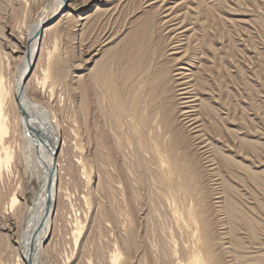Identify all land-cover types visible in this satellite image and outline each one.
<instances>
[{"label":"rangeland","instance_id":"1","mask_svg":"<svg viewBox=\"0 0 264 264\" xmlns=\"http://www.w3.org/2000/svg\"><path fill=\"white\" fill-rule=\"evenodd\" d=\"M66 1L22 100L59 142L35 264H264V0ZM52 7L0 0V264L32 197L8 85Z\"/></svg>","mask_w":264,"mask_h":264},{"label":"bare ground","instance_id":"2","mask_svg":"<svg viewBox=\"0 0 264 264\" xmlns=\"http://www.w3.org/2000/svg\"><path fill=\"white\" fill-rule=\"evenodd\" d=\"M66 6H70L66 0H65V2H64V0H54V7H52L53 9L50 10V12L47 15L42 16L36 22V24L31 26V28L27 32V48H26V51L28 54V59H26V61L24 60L25 66H24V69L22 70L20 76H18L15 80H13L11 85H8L10 87L9 93L11 92L12 97L14 99L17 97V102L19 103L18 112H21V110L22 111L24 110L25 112L31 114L32 118H33L32 121L34 122V125L32 126L31 121H29V122L27 121V124H26L27 127L24 126V129H22L24 131V134H27L28 136H30L29 137V139H30L31 137L32 138L34 137V135L32 136L31 134L35 133L36 134L35 137L37 139V140L35 138L30 139V143L34 144V145H31L33 148L29 147L27 145V143L25 142L26 145L28 146V149L25 151V153L23 152L24 153L22 156L23 164L21 163L22 165H24V173L26 175V179H25L26 185H28V190H30V192L32 194V197L30 199L31 203L25 204V208H23L24 209L23 213H25V215H24L25 216L24 231L20 237H17L18 238L17 240H19V242L17 243V248H18V251L20 250L19 252L21 253V255L24 259V263H22V264H27V260L29 258V253L31 250L30 249L31 248L30 247L31 246V244H30L31 239L32 238L34 239L35 246H36L35 255H34L35 258H33V262H32V264H35L36 263L35 259H36V254H37L36 252L39 251L40 244L42 243V241L46 237L45 233H46V230H47L48 225H49L48 217H49V214L52 212V205L54 204V201H55V195H54V193H55L54 192V183H55V179H56V172L55 171L53 172V176L50 178L49 183L45 187H43V186H44V184H46L45 182L47 181L48 173H49V171L51 169V165L53 163V162L51 163V161H54L53 160L54 148L58 147L59 142H57L58 141V133L54 129L52 123L50 124V122H51L50 118H48L49 120H47L46 118H43V114H41L39 112L42 110L41 108H39L40 110L38 111V110H35L37 107L35 109H33V108H30V106L27 103H23V101H25L27 98L24 96V94H22L20 96V98H18V91H19L21 81L25 78V80H24L25 81L24 85H25L26 81H27V77L30 74L29 72L27 73L28 61L29 60L33 61V65L35 63L34 62V60H35L34 50H35L36 44L39 40V39H37V29H38L40 23H42L43 21L48 20V19H52V18L55 19L57 17V15H59L65 11ZM43 29H42V31H43ZM42 31H41V33H42ZM34 34H35V37H34V40L31 39L32 40V44H31V41L29 40V38L31 36H33ZM26 51H25V54H26ZM23 58H25V57H23ZM33 65H32V69H33ZM8 84H10V83H8ZM3 86L0 84V129L3 126V123L1 122L2 98L5 96L4 91H6V92L8 91V88L6 90H4L5 87L3 88ZM181 94H183V93H181ZM12 97H10V98H12ZM10 100H12V99H10ZM9 102H11V101H9ZM118 103H120V102H118ZM30 104H33V103L30 102ZM115 104H117V103H115ZM117 105H119V104H117ZM31 107H32V105H31ZM120 109L121 108H119V110ZM120 111L122 112V110H120ZM50 134H52L53 137ZM30 143H28V144H30ZM25 159H28V160H25ZM24 160L26 163L24 162ZM1 162H2V159L0 158V163ZM54 163H55V170H56V167H57L56 160ZM28 179L30 181L29 184L32 181V182H35V185L32 187L29 186V184H27ZM14 202H15L14 199H12V203H14ZM41 213L43 214V217H44L42 227H41L42 230L44 231L42 234H41V231H39V226L37 225V219H38L39 214H41ZM37 238H38V240H37ZM206 252H207L208 256L203 258L204 261H202V260L197 261L194 264H207L205 259L208 257H209V264H210V256H209L208 250Z\"/></svg>","mask_w":264,"mask_h":264},{"label":"water","instance_id":"3","mask_svg":"<svg viewBox=\"0 0 264 264\" xmlns=\"http://www.w3.org/2000/svg\"><path fill=\"white\" fill-rule=\"evenodd\" d=\"M64 2H65V0H64ZM54 20V18H52V19H48V20H45V21H43L42 23H40V25H39V27H38V29H37V39H39V37H40V35H41V31H42V29L45 27V26H48V24L50 23V21H53ZM36 47H38V44H37V46ZM32 65H33V61H28V67H27V73L32 69ZM25 78L21 81V84H20V87H19V91H18V98H20V96L23 94V92H24V83H25ZM22 116L24 117V119L26 120V121H30V120H32L33 118H32V115L31 114H29V113H27V112H25L24 110H23V112H22ZM34 117V116H33ZM56 152H57V148H54V153H53V159L55 158V155H56ZM55 171V163L53 162L52 163V165H51V169H50V171H49V173H48V180H49V178H51L52 176H53V172ZM30 244H31V250H30V253H29V258H28V260H27V264H32V262H33V258H34V254H35V249H36V246H35V242H34V239L32 238L31 239V242H30Z\"/></svg>","mask_w":264,"mask_h":264}]
</instances>
